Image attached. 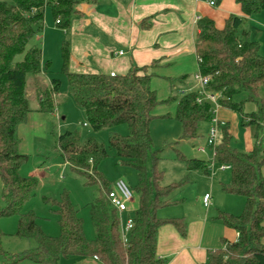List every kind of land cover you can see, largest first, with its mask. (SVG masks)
Returning a JSON list of instances; mask_svg holds the SVG:
<instances>
[{
	"label": "trees",
	"instance_id": "trees-1",
	"mask_svg": "<svg viewBox=\"0 0 264 264\" xmlns=\"http://www.w3.org/2000/svg\"><path fill=\"white\" fill-rule=\"evenodd\" d=\"M79 1L0 2V182L3 186L0 217L18 215L16 238L35 244L20 253H11L3 248L6 236L0 231V256L3 264L22 261L59 264L62 258L69 257L97 258L101 264H166L157 254L160 229L171 225L181 237H186L188 223L184 218H162L159 212L180 203L174 198L185 183L163 185L164 173L158 170L160 151L153 149L150 127L157 118L174 119L182 125L183 140L195 143L202 137L201 126L211 125L215 116L211 103H197L200 90L194 76L160 77L152 72L159 67L157 62L150 67H133L124 76L77 74L69 70L67 44L61 47L68 93L84 111L87 125L94 132L128 126L126 137L112 133L109 140L110 150L138 176V186L131 188L137 208L128 245L121 240L120 217L108 198L113 184L99 172L108 152L94 139L82 141L76 132L60 135L57 144L70 169L84 179L86 186L97 188V196L90 205L95 239L86 238L79 211L68 193L52 202L59 219L58 237L47 235L33 213L23 214L21 210L32 197L37 180L20 173L28 157L19 152V129L33 111L31 101L41 97L38 111L51 113L60 89L59 80H52L49 86L44 82L50 68V62L43 61L41 40L45 12L50 9L56 25L65 31ZM212 1L220 6L223 0ZM235 3L244 16L231 15L222 29L211 19L198 21L195 52L198 72L210 78L206 91L220 96V108L242 115L254 133L256 145L249 153L238 152L232 147L229 126L218 123L214 162L230 166L232 172L231 182L222 188L226 194L243 197L245 209L239 217L218 213L217 220L237 233L238 239L236 242L222 239V247L209 252L205 264H264V56L259 43L244 28L245 17L264 13V0H235ZM156 78L168 83L169 97L164 101L159 100L153 86ZM166 106L174 107L173 116L158 117L160 108ZM246 106L250 112L244 115ZM180 160L188 172L206 168V163L197 159L180 157Z\"/></svg>",
	"mask_w": 264,
	"mask_h": 264
},
{
	"label": "crops",
	"instance_id": "crops-1",
	"mask_svg": "<svg viewBox=\"0 0 264 264\" xmlns=\"http://www.w3.org/2000/svg\"><path fill=\"white\" fill-rule=\"evenodd\" d=\"M211 1L80 0L74 7L70 26L65 31L56 25L50 9H47L41 36L43 61H52L53 48L58 49L61 55L62 44L66 43L71 73H114L124 76L133 67H150L157 62L159 67L152 72L160 77L195 76L198 73V58L195 52L198 21L208 18L215 22L218 29H222L231 15L244 16L235 0H223L220 6H211ZM245 18L247 22L252 17ZM120 52H123V55H120ZM60 60L62 61L61 56ZM45 77L47 76L44 75L46 83ZM154 84L155 87L158 84L165 95L169 93L166 80L156 78ZM159 91L157 89L158 95ZM35 107L37 110L29 114L27 122L19 129V152L23 155L34 151L39 128L46 129L44 127L47 120L43 116L45 113L38 111V102ZM216 119L219 121L217 115ZM27 133L30 140L24 142L23 135ZM65 165L68 166L66 162ZM263 171L264 169L262 174ZM132 207L131 204L129 208ZM205 209V214L160 215L162 218L181 217L188 223L186 237H181L171 225L160 229L157 254L166 264H205L209 252L218 250V239L221 236H229L228 228L223 227V223L217 220L219 211L213 208L212 197L210 207ZM237 239L238 234L233 231L229 240H226L236 242ZM32 247L28 245L27 248L16 251L22 252ZM63 259V264H101L95 258Z\"/></svg>",
	"mask_w": 264,
	"mask_h": 264
},
{
	"label": "rangeland",
	"instance_id": "rangeland-1",
	"mask_svg": "<svg viewBox=\"0 0 264 264\" xmlns=\"http://www.w3.org/2000/svg\"><path fill=\"white\" fill-rule=\"evenodd\" d=\"M1 2L12 3L11 0H2ZM244 28L249 32L251 39L259 43L264 56V13L250 18L245 23ZM51 53L53 54L52 61H49L50 68L45 74L47 76L45 77V84L49 86L52 80H59V95L53 100L55 104L54 111L43 115L47 120V125L44 127L45 130L42 127L39 128L40 132H37L35 137L36 146L34 151L24 154L28 157V160L22 165L20 173L23 177L36 179L37 186L32 197L23 205L21 210L23 214L33 213L37 218V223L47 235L58 237L60 235L59 219L56 206L52 202L60 200L63 193H68L71 203L79 211L86 238L93 241L95 232L90 217V205L97 196V188L86 186L84 179L65 165L64 158L58 149L57 140L60 135L70 131L78 133L82 141L91 138L104 145L108 157L99 165V172L110 184L123 180L130 188L135 189L138 186L137 172L132 167L123 164L122 160L110 150L109 145L112 133L126 137L129 129L127 125L123 124L113 129L94 132L86 123L84 111L75 104L68 93L67 79L62 72L63 61L60 60L61 55L58 49L53 48ZM153 86L155 90H160L159 100L164 101L169 97V93L165 95L163 90L159 89L158 84H156V87L155 84ZM28 93L32 95V92ZM37 99L39 100L41 97ZM38 100L31 101L30 106L33 111L37 110L35 106ZM249 109V106L244 108V115L250 112ZM174 111V107H162L158 111V117L167 114L173 116ZM216 115L221 123L229 126L232 135V147L241 153L251 152L256 145V140L254 133L247 127V122L242 115L236 111L222 108ZM39 126L41 125L39 124ZM210 127V123L201 126L200 134L202 137L195 144L183 140L182 125L176 120L162 118L153 120L150 127L152 146L154 150L160 151L158 170L164 173L163 185L185 183L174 198L180 201L177 204L179 206L175 205L161 210L159 215H163V213L169 215L182 213L188 215L189 213L205 214L207 210L202 205V198L207 194L213 198V208L215 210L234 217L243 214L245 199L237 195L226 194L223 191L222 186L231 182L232 172L228 170L222 173L220 171L221 165L214 162V147H209L206 143ZM23 138L24 142L30 140V135L27 133V135H23ZM202 145L207 148L204 154L197 151L198 147ZM180 157L200 160L206 163V168L188 172L186 164L180 160ZM147 169L149 173L151 171L150 164ZM2 193L3 186L0 182V206H3ZM132 206L130 215L123 216L125 221L127 216H134L137 203L134 201ZM18 220L19 216L16 214L0 217V231L6 236L3 248L11 253L20 252L16 250L25 249L28 245H35L31 241L16 238ZM222 225L226 228L224 224ZM232 232L228 229L229 236H221L218 239L217 249L221 248L222 239L229 240ZM63 263L64 259H61L59 264ZM0 264H3L1 256ZM19 264L35 263L22 261Z\"/></svg>",
	"mask_w": 264,
	"mask_h": 264
},
{
	"label": "built area",
	"instance_id": "built-area-1",
	"mask_svg": "<svg viewBox=\"0 0 264 264\" xmlns=\"http://www.w3.org/2000/svg\"><path fill=\"white\" fill-rule=\"evenodd\" d=\"M210 5L215 6L213 1L210 2ZM119 54L123 55V52H120ZM110 76L115 77L116 74L111 73ZM194 80L197 83V86L200 90L197 103L202 105L203 103L208 102L214 106L215 118L213 119L211 123L209 134L206 140L207 146L214 147V152H213V158H214L215 148H216L218 137H219V133H218L219 121L216 119V114H217V111L220 109L218 105V99L220 98V96L218 94H213V93H209L206 91V87L210 81L209 77H203L198 72L197 74H195ZM206 149H207L206 146L202 145L198 147L197 151L201 154H204L206 153ZM230 169H231L230 166H227V165L220 166L221 172L228 171ZM108 198L111 202V205L117 210L119 217H120L121 240L124 245H128L129 235L134 226V220H133V217L127 216V219L125 221L123 219V216L127 214L130 215L131 209L129 208V206L134 202L133 192L125 181L119 180L111 186L110 192L108 193ZM202 202L205 208H209L211 205V196L208 194L205 195L202 199Z\"/></svg>",
	"mask_w": 264,
	"mask_h": 264
}]
</instances>
